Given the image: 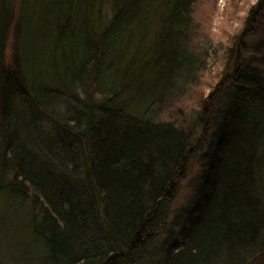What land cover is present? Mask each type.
Listing matches in <instances>:
<instances>
[{
  "label": "trees",
  "instance_id": "16d2710c",
  "mask_svg": "<svg viewBox=\"0 0 264 264\" xmlns=\"http://www.w3.org/2000/svg\"><path fill=\"white\" fill-rule=\"evenodd\" d=\"M214 2L0 0V195L34 264H261L264 0L220 55Z\"/></svg>",
  "mask_w": 264,
  "mask_h": 264
},
{
  "label": "rangeland",
  "instance_id": "374dc122",
  "mask_svg": "<svg viewBox=\"0 0 264 264\" xmlns=\"http://www.w3.org/2000/svg\"><path fill=\"white\" fill-rule=\"evenodd\" d=\"M213 13L207 19L208 37L205 40L200 39V43L209 45V51L215 50L220 55L223 47L227 44V37L235 28L242 26L247 11L258 0H215ZM210 7V6H209ZM261 30V29H260ZM257 31L253 38L263 37L262 31ZM157 31V21L151 25L146 31V38L143 41V49H147L153 42V35ZM8 56H12L13 50L8 47ZM260 54L264 55V49ZM7 58V56H6ZM10 59V58H9ZM211 60L209 59V62ZM209 65V63H208ZM210 66H208L209 68ZM215 67L209 70L213 73ZM208 70L204 71L208 75ZM204 83V81H202ZM206 82V81H205ZM198 166H191L188 174L179 184L178 192L169 201L166 223H164L150 246L152 252H162L163 248L167 247L165 238L168 237L173 217L180 211V208L187 204L191 195L190 178L197 171ZM7 199L0 195V264H34L35 259L30 258V249L32 250V239L26 228L25 217L17 213H11L7 208ZM174 234V233H173ZM169 242V241H168ZM161 249V250H160ZM261 264H264V256L260 259ZM258 264V263H256Z\"/></svg>",
  "mask_w": 264,
  "mask_h": 264
}]
</instances>
